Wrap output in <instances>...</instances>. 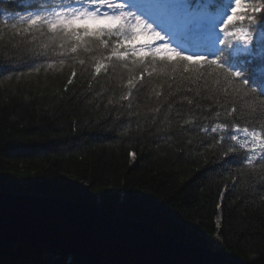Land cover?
<instances>
[{
	"label": "trees",
	"instance_id": "trees-1",
	"mask_svg": "<svg viewBox=\"0 0 264 264\" xmlns=\"http://www.w3.org/2000/svg\"><path fill=\"white\" fill-rule=\"evenodd\" d=\"M36 2L0 3V62L14 61L16 68L0 78V191L99 206L112 217L144 223L177 242L207 247L194 239L195 233L216 244L210 249L225 257L263 264L264 167L257 161L254 168H222L225 160L238 165L235 154L224 157L208 146L210 140L201 142L203 133L184 124L189 119L211 123L200 117L209 114V106L218 107L203 99L214 95L212 82L178 77L173 83L169 76L141 78L136 72L130 85L131 73L116 62L108 74L94 76L92 62L99 53L65 51L68 42L51 38L46 30L45 35L15 34L11 17L18 19L23 6ZM188 99L194 104L188 105ZM245 103L235 101L241 126L258 116ZM73 185L87 188L90 195L122 189L143 199L89 202ZM41 258L33 248L0 240V264Z\"/></svg>",
	"mask_w": 264,
	"mask_h": 264
},
{
	"label": "snow or ice",
	"instance_id": "snow-or-ice-1",
	"mask_svg": "<svg viewBox=\"0 0 264 264\" xmlns=\"http://www.w3.org/2000/svg\"><path fill=\"white\" fill-rule=\"evenodd\" d=\"M11 19L16 20L11 27L17 36L47 33L53 39L67 41L65 51L99 53L92 62L94 76L108 74L116 62L131 73L130 85L136 72L141 78L145 74L149 78L169 76L173 83L178 77L188 83L211 81L214 95L203 99L213 100L218 107L209 106L205 109L209 114L200 117L211 123L195 124L189 119L184 124L203 133L201 142L210 140L208 146L220 149L224 157L235 154L238 165L225 160L222 168H254L257 161L264 167V0H182L177 6L156 5L149 0H37L23 6L18 19ZM59 63L63 65L64 61ZM79 63L84 65L85 60ZM14 72V61L0 62V78ZM68 83H72L71 78ZM237 99L244 100L252 114L258 112L243 126L238 122ZM187 103L193 105L194 101L188 99ZM195 107H200L198 101ZM71 187L89 202L143 199L122 189L116 194L90 195L87 188ZM193 236L209 248L218 247L203 236ZM23 243L43 257L26 264H92L84 260L77 244L55 234H38Z\"/></svg>",
	"mask_w": 264,
	"mask_h": 264
},
{
	"label": "water",
	"instance_id": "water-1",
	"mask_svg": "<svg viewBox=\"0 0 264 264\" xmlns=\"http://www.w3.org/2000/svg\"><path fill=\"white\" fill-rule=\"evenodd\" d=\"M38 234L74 242L92 264H258L177 242L144 223L112 217L99 206L0 191V240L26 246L23 241Z\"/></svg>",
	"mask_w": 264,
	"mask_h": 264
},
{
	"label": "rangeland",
	"instance_id": "rangeland-1",
	"mask_svg": "<svg viewBox=\"0 0 264 264\" xmlns=\"http://www.w3.org/2000/svg\"><path fill=\"white\" fill-rule=\"evenodd\" d=\"M160 233V232H159ZM161 234H164V233H161ZM192 244V243H191ZM196 245H198V244H196ZM202 247H204V246H202ZM30 248V247H29ZM204 248H208V247H204ZM208 249H210V248H208ZM210 250H212V249H210ZM212 251H215V250H212ZM216 252H218V251H216ZM85 260V259H84ZM86 261V260H85Z\"/></svg>",
	"mask_w": 264,
	"mask_h": 264
}]
</instances>
